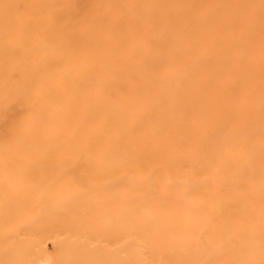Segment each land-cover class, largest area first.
<instances>
[{
  "label": "rangeland",
  "instance_id": "1",
  "mask_svg": "<svg viewBox=\"0 0 264 264\" xmlns=\"http://www.w3.org/2000/svg\"><path fill=\"white\" fill-rule=\"evenodd\" d=\"M0 264H264V0H0Z\"/></svg>",
  "mask_w": 264,
  "mask_h": 264
},
{
  "label": "bare ground",
  "instance_id": "2",
  "mask_svg": "<svg viewBox=\"0 0 264 264\" xmlns=\"http://www.w3.org/2000/svg\"><path fill=\"white\" fill-rule=\"evenodd\" d=\"M228 37H229V35H228ZM219 39V38H218ZM54 142V141H53Z\"/></svg>",
  "mask_w": 264,
  "mask_h": 264
}]
</instances>
